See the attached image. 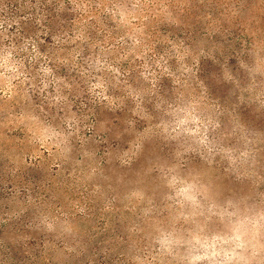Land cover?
<instances>
[{
	"label": "rangeland",
	"instance_id": "obj_1",
	"mask_svg": "<svg viewBox=\"0 0 264 264\" xmlns=\"http://www.w3.org/2000/svg\"><path fill=\"white\" fill-rule=\"evenodd\" d=\"M184 18L209 52L198 73V56L153 53L100 75L62 65L66 82L43 85L0 66V163L36 179L60 167L38 202L0 201V264H264V0ZM20 216L30 245L8 224Z\"/></svg>",
	"mask_w": 264,
	"mask_h": 264
},
{
	"label": "trees",
	"instance_id": "obj_2",
	"mask_svg": "<svg viewBox=\"0 0 264 264\" xmlns=\"http://www.w3.org/2000/svg\"><path fill=\"white\" fill-rule=\"evenodd\" d=\"M199 1L205 3L206 0H0V66L14 71L11 75L24 73L30 83L43 85L44 80L39 81L37 74L50 73L66 82L60 72L62 65L72 67L78 76L100 75L98 70L117 66V54L127 58L153 53L152 61L164 54L181 58L198 56L190 65L194 73H198L202 69L200 58H210L209 52L197 49L201 45H196V31L184 17ZM200 33L205 35V29ZM163 43L167 48L161 53ZM144 62L149 64V61ZM124 66L128 70L132 64ZM19 75L12 82L14 94L23 82ZM100 81L97 78V82ZM35 116L43 120L39 114ZM44 119L52 120L49 116ZM44 154L49 158V153ZM28 162L40 167L41 159L29 158ZM57 165H50L48 177L36 179L29 167L18 170L17 166L9 167V162L6 167L0 163V201L17 199L18 193L24 191L28 196H35L33 203L38 202L39 194L47 195V191H51L56 172L60 170ZM5 201L0 204L2 209L6 207ZM2 218L3 222L8 221ZM22 221L20 216L8 224L13 232L27 236L26 244L30 245L29 238L33 236L28 235L27 222L22 224ZM27 253L30 264L44 259L41 252ZM46 260L48 264L49 259ZM15 264H21V258Z\"/></svg>",
	"mask_w": 264,
	"mask_h": 264
}]
</instances>
